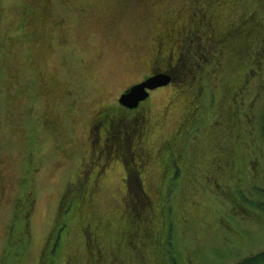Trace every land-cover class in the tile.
I'll use <instances>...</instances> for the list:
<instances>
[{
	"label": "rangeland",
	"instance_id": "1",
	"mask_svg": "<svg viewBox=\"0 0 264 264\" xmlns=\"http://www.w3.org/2000/svg\"><path fill=\"white\" fill-rule=\"evenodd\" d=\"M183 1L0 0V264H40L47 243L52 249L58 236L66 237L68 230L55 225L61 203L81 194L83 203L73 205L78 209L69 219L68 245L71 253L80 252V264L102 257L114 264L110 237L107 248L99 246L101 258L96 247L84 249L85 229L77 223L82 211L96 223L111 218L113 231L122 228L119 245L132 264H264L261 146L237 147L235 165L243 172L224 187L220 169L210 162L227 156L217 140L220 124L203 131L202 144L212 154L194 167L184 159L189 145L174 157L176 140L165 144L191 106L197 80L178 63L177 50L171 60L154 59L164 50L165 20ZM175 69L176 81L153 92L144 107L117 113V99L129 86L154 71ZM217 75L215 99L207 93L200 104L210 121L223 94ZM250 82L240 93L247 103L255 85ZM252 107L264 111V90ZM143 116L140 139L110 137L103 149L96 144L105 117L110 121L104 124L116 119L111 132L121 136ZM148 209L155 219L145 237V224L138 218L133 230L131 220L147 217ZM44 264H55V257L48 253Z\"/></svg>",
	"mask_w": 264,
	"mask_h": 264
},
{
	"label": "trees",
	"instance_id": "2",
	"mask_svg": "<svg viewBox=\"0 0 264 264\" xmlns=\"http://www.w3.org/2000/svg\"><path fill=\"white\" fill-rule=\"evenodd\" d=\"M165 22L168 33H161L163 40L159 44L164 45V50L163 52L159 51L158 56L154 58L156 63L171 60L173 53L177 50V57H180L177 58L179 59L178 63H181V67L183 64L182 68L191 74L194 73V77L197 78L195 86L191 88L192 92L189 98L192 102H190L191 106L189 105L188 111H185L179 129L173 134L172 139H168L165 144L168 145L169 141L176 140L174 157L177 152L184 150L189 145L190 149L187 152L190 153H185L187 156H184V159L188 167H194L198 162L203 161V156L212 154V150L205 148L202 144V136L205 135L203 131L211 127L213 123L220 124V134H218L217 140H219L220 148L226 147L227 156L225 159L218 158L219 160L216 162L215 159L210 162L215 163V167L220 169V181L224 187H228V183L233 182L231 180L232 175L243 172L241 167L235 165V161L237 162L235 151L238 146H244L249 151L251 150L250 143L256 142L262 149L260 155H264V111L258 112L256 107H252L253 98L257 94L261 95L264 90V0H184L176 14L169 16ZM166 72L173 75L174 83L178 77L176 69L166 70ZM219 73L223 77L221 78L223 94L220 96L217 112L210 121L208 113L203 110L205 108L201 110L200 104H202L207 93H211L210 97L215 99L213 91H215L214 88L218 87L217 74ZM250 80L252 83L255 82V85L254 89L251 88L252 94L247 103L245 96H240V93L251 85ZM199 86L203 90L201 95L196 90ZM257 88L260 89L257 90ZM249 93L248 95H250ZM244 104L248 105V109L244 108ZM254 110L256 111L255 114L253 113ZM126 112L129 111L118 109L117 113ZM143 117L140 120H133L131 125H134L135 128L129 129L128 136L131 135L130 138L136 135L140 139L145 132L144 124L147 122V118ZM115 120L113 119V121ZM190 123L192 125L186 129V124L190 125ZM107 125V123L103 124L104 127H108ZM225 140H228L227 144H224ZM165 144L161 146L160 151L164 149ZM231 148H234L233 151ZM204 159L206 160L205 157ZM219 162L221 166H218ZM134 169H136L135 166H131L130 171L133 172ZM137 170L138 172L141 171L138 168ZM82 197L81 194L80 198L74 201L75 197L73 199V195H71L67 199L70 205H64V201L63 204L61 203L62 213H59L55 225H59L62 232L65 229L68 230L66 237L58 236L52 249L49 247V242L47 243L40 264H44V259L48 253L55 257V264L81 263L80 252L71 253L68 245L73 227V221L69 219L73 210L78 209L74 208L73 205H76V202L78 205L82 204ZM136 198L141 200L139 194H136ZM142 202L144 203V200ZM151 207L153 210L154 205ZM151 209H148L147 217L142 214L136 215L135 212L136 217H132L131 220L132 229L135 220L138 218H140L142 225L145 224L146 233L148 232L145 237L150 236L149 227L155 219V216L153 217L155 212L153 210L152 214ZM81 217H85V221L79 222ZM89 217L82 211V215L77 218V223L80 225L79 230L85 229V232L83 230L84 249L88 252L92 246L96 247L101 258L102 252L105 251L99 246L106 242L105 245L108 247L107 240L111 238L109 247L112 251L108 252L111 254L110 259L114 264H122V257L125 258L126 256L123 248L119 245L122 228L118 227L113 231L112 227L109 226L111 218L96 223L90 221ZM106 246L104 247L107 248ZM127 248L131 252L130 244ZM133 256L132 254L131 257ZM87 260L89 264H108L105 257L97 261H92L90 258ZM125 261L126 264H132L131 259L127 257Z\"/></svg>",
	"mask_w": 264,
	"mask_h": 264
},
{
	"label": "water",
	"instance_id": "3",
	"mask_svg": "<svg viewBox=\"0 0 264 264\" xmlns=\"http://www.w3.org/2000/svg\"><path fill=\"white\" fill-rule=\"evenodd\" d=\"M173 82V75L168 72H158L146 77L142 82L128 87L119 97V104L127 109H137L141 102L150 96V91L166 87Z\"/></svg>",
	"mask_w": 264,
	"mask_h": 264
},
{
	"label": "flooded vegetation",
	"instance_id": "4",
	"mask_svg": "<svg viewBox=\"0 0 264 264\" xmlns=\"http://www.w3.org/2000/svg\"><path fill=\"white\" fill-rule=\"evenodd\" d=\"M158 72H166V71H154V72H152V74L151 75H153L154 73H158ZM169 73V72H168ZM150 76V75H149ZM148 77V76H147ZM145 79V78H144ZM143 79V80H144ZM143 80H141V81H139V82H137V83H140V82H142ZM173 83V82H172ZM172 83L171 84H169L168 86H170V85H172ZM134 84H136V83H134ZM133 85V84H132ZM130 87V86H129ZM167 87V86H166ZM163 88H165V87H160V88H157V89H155V90H152V91H150V96H149V98L148 99H146L145 101H143V102H141L140 103V105H139V107L137 108V109H140L141 107H144L145 106V104L150 100V98H151V96H152V93L153 92H156V91H158V90H160V89H163ZM128 89V88H127ZM125 91V90H124ZM123 91V92H124ZM122 92V93H123ZM121 93V94H122ZM121 94H120V96H121ZM119 96V97H120ZM119 97H118V99H117V101H118V105L115 107L117 110L118 109H121V110H126V111H133V110H130V109H127V108H125V107H123V106H121L120 104H119ZM105 109H106V107H104ZM137 109H134V110H137ZM108 122V121H110V119L108 118V117H105L103 120H102V122H101V125L99 126V127H97L96 128V134H97V137H96V144L98 145H100L101 147V149H103V147H104V145H105V147L107 148V146H108V144H106V143H108V139H111L112 137H114V138H116L117 136H118V138H122V137H126V136H128V131H126V130H122V132H123V135H121V136H119L118 134H120V132L119 131H116V132H111V129H112V124H111V122H113V119H111V122L108 124V127H102L103 126V124L105 123V122ZM101 131H103L105 134H106V138H105V141H104V137H102V135H101ZM96 134H95V136H96ZM109 134H110V136H109ZM111 137V138H110ZM102 139V140H101ZM101 141H104V142H101ZM96 144H94L93 146L95 147V148H97L95 145ZM93 147V148H94ZM124 151H125V149H124ZM141 172V171H140ZM140 172H138L137 174H139ZM139 177V176H138ZM130 179V182L129 181H127V177L125 178V182H126V186L128 187V188H133V181H131V177H129ZM140 178V177H139ZM138 178V179H139ZM135 187V186H134Z\"/></svg>",
	"mask_w": 264,
	"mask_h": 264
}]
</instances>
